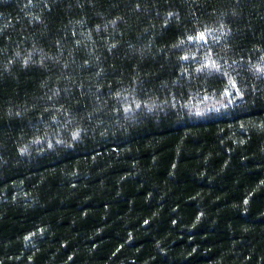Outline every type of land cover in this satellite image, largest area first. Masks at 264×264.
Segmentation results:
<instances>
[{"label":"trees","instance_id":"16d2710c","mask_svg":"<svg viewBox=\"0 0 264 264\" xmlns=\"http://www.w3.org/2000/svg\"><path fill=\"white\" fill-rule=\"evenodd\" d=\"M0 264H264V0H0Z\"/></svg>","mask_w":264,"mask_h":264}]
</instances>
